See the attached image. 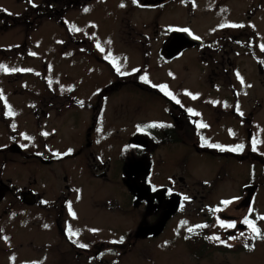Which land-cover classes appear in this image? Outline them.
Returning <instances> with one entry per match:
<instances>
[{
  "label": "rangeland",
  "instance_id": "374dc122",
  "mask_svg": "<svg viewBox=\"0 0 264 264\" xmlns=\"http://www.w3.org/2000/svg\"><path fill=\"white\" fill-rule=\"evenodd\" d=\"M128 2L92 0L58 17L37 16L28 29L21 26L24 7L15 0H0V9L16 16L22 14L16 27L0 31V50L6 49L0 51V66L7 69L0 67V264H90L97 240L123 233L126 222L120 215L139 214V206L128 208L123 181L141 163L134 159V152L124 156L122 147L128 141L139 142L140 137L133 136L140 126L159 128L161 123H172L167 113L169 105L142 90L148 88L146 84L158 88L166 85L175 104L198 120L197 133L206 143L224 149L258 138L260 155H264V87L254 74L255 66L247 55L250 50L229 47L227 42L231 34L238 32L230 29L233 25L244 27L248 23L245 10L259 6V37L254 54H264V0H203L209 12H205L200 0L191 6L188 0H171L162 11L153 9L144 16L134 7L126 8ZM5 18L0 22L2 27L9 25ZM59 20L65 24L62 26ZM173 26L184 27L203 44L223 47H218L217 52L203 47L190 49L181 58L167 60L162 28ZM242 40L245 47L247 39ZM223 48L231 57L230 68L235 70L232 68L230 74L227 69L225 76L217 77L208 73L207 55L200 54H211L218 67ZM230 49L244 54L235 57ZM131 78L135 84L128 82ZM113 86H118L120 93L109 98L92 135L93 155L100 159L93 156L91 172L90 161L83 165L84 160L75 157L43 165L52 157L75 154L83 145L89 110L81 106L90 102L94 94ZM233 90L238 91V98ZM43 99L63 110L55 114L56 110L50 109L49 117L41 115L38 124L31 110ZM257 103L263 110L252 118L250 113ZM191 124L194 123L182 126L185 134L194 131ZM187 141L188 136H184L181 144L157 150L149 178L165 186L172 179H183L184 183H177L175 189L187 196L186 201L195 198L183 214L192 213L190 217L195 220L200 212H232L236 197L248 192L249 187L242 189L248 180L254 184L260 180L254 194L257 202L264 198V176L258 169L254 175L248 172V162L202 156L185 145ZM14 146L20 148L19 153L11 151ZM124 162H129V168H122ZM99 163L104 165L107 180L96 169ZM93 173L99 176L95 178ZM137 179L142 180V176ZM21 190L35 194L34 205L23 204ZM146 191L139 188V197ZM65 198L69 215L62 227L67 239L56 225ZM223 201L232 204L224 206ZM168 228L166 235L175 229L174 225ZM139 241L142 240L138 238L131 250L141 244ZM79 246L84 250L76 248ZM143 253L122 256L120 260L124 261L119 264H176L194 259L189 252L176 254L172 248H149ZM243 256L230 258L213 253L217 261L243 260Z\"/></svg>",
  "mask_w": 264,
  "mask_h": 264
},
{
  "label": "flooded vegetation",
  "instance_id": "af4514ba",
  "mask_svg": "<svg viewBox=\"0 0 264 264\" xmlns=\"http://www.w3.org/2000/svg\"><path fill=\"white\" fill-rule=\"evenodd\" d=\"M15 1L20 6H23L24 11L26 12V14H24L25 17L22 20L21 26L31 29L35 21V17L37 16H42L44 18L48 17L49 19L53 18L54 16L58 17L65 11L85 7L92 0H43V3L41 5L37 0ZM195 1L196 0H188V4H190L191 6V4L195 3ZM200 1L201 3H203V0ZM170 2L171 0H135V2L134 0H130V2L125 3V5L126 8H136V10H139V12H141L144 16L146 15V13L152 12L153 9H155L156 11H162L166 6L171 4ZM203 8L205 12H209V7L207 5L204 4ZM1 10L4 12H8L4 9ZM48 11H54L55 13L48 14L46 13ZM126 11L127 10H125V13ZM245 11V17L248 23H245L244 27L241 28H230L238 30V32L236 35L231 34L227 38V42L229 47H231V45H234L239 46L241 49L245 48L250 50V53H248L247 55L251 56L252 62L255 66L254 74L256 73L255 76L257 80L264 87V54H261L260 57L254 54V49L257 45V40L259 37L258 26L260 23V7L252 5ZM12 22H14V20ZM59 23L62 26L65 24L62 20H59ZM0 26L2 25L0 24ZM187 27L188 26H186V28ZM167 29L169 28H162V39H164V42L162 43L163 51L167 60L172 59V61H174L178 58H181L186 50L190 49L203 47L211 51L215 50L214 52H217L218 47H223L215 46L214 44L210 43L203 44L199 39L198 40L200 41V43L198 44L182 45L185 41H182L183 38L177 36L181 34L176 35L177 32L194 38L193 35L189 33V31H183V29H185L184 27L173 26L171 27V29ZM242 38L247 39V41H245V47ZM230 53L235 57L244 54L238 52L237 50L234 51L233 49H230ZM223 54L224 55L221 56L218 62V67H220L221 69H217L218 67L215 64L216 58H213L211 54H207L205 52H202L200 54V57H202V55H207L208 73L212 75L215 74V76L217 77H222L225 76L228 70H230V74H232L231 70L233 67H230L233 63H231V57L227 55L225 48H223ZM161 57H163L162 54ZM210 61L215 64L214 67L211 66ZM222 86L223 83L221 82L219 87L221 88ZM256 86L258 87L257 84ZM117 87L118 86H113L110 87V89L105 90L104 92H100V94H94L90 102L81 106L82 108H86L89 110V123L85 130L83 145L81 147H78L75 151V154H72L71 157L84 160L83 165H85L86 162L88 163V161H90L91 163L89 164L88 168L89 171L90 169L94 168L93 162L95 161L93 158L94 152L91 140L92 135L96 126L99 124L98 122L100 115L105 111V108L109 104V98L112 95L115 96L120 93ZM141 89L146 93L149 92L151 93V95H154L156 97L158 96L159 99H162V102L169 105L167 113L168 115H170L172 124L174 125L173 127L177 130H182V126L184 125V123H186V120L194 121L193 117H191L185 110L181 109L177 104H175V100L172 97L173 93L167 91L168 89L166 91L171 94L170 97H168L164 90L157 92V88ZM233 93L236 96L235 98H238V91L233 90ZM50 102L51 101L43 99L37 108L31 110L38 124L41 120V115H44L45 118L49 117L50 114L48 113V111L50 109H55V114H61L63 108H56L55 106L51 105ZM239 108H241V106H239ZM169 109L171 110L169 111ZM262 110L263 107L259 103H257V106H255L251 110L250 116L253 118L257 116V114H259ZM233 112H235V110H233ZM243 116L245 115H242V117ZM196 121L198 120H195V122ZM164 123L159 124V128ZM154 128L156 127L147 125L143 127L140 126V128L136 130L133 136L135 139L136 136H139V142L128 141V144L125 143L126 145L122 147L121 151L124 156H131L134 149L140 147L141 154L139 156L140 163L142 165L140 176H142V180L137 179L140 182L132 181V177H126V181H123L125 184V189L127 191L128 206H130L128 208H135L132 206L133 204H135L136 206L140 207V212L135 216L131 215L130 213L120 215L122 216L121 219L126 222L123 233L118 237L107 236L105 239L97 240L96 243H94L93 249L91 251L90 258L92 259V262L90 264H119V262L124 261L120 260L122 256H127L130 254L141 255L144 250H147L149 248H160L161 250L165 249L166 251H169L172 248V251H175L176 254H178L180 251L189 252L194 258L191 261H178L176 264H264V238L257 237L255 233H253L252 228L248 224L244 223L245 218H247L255 225L256 228L260 230L261 236H264V219H260V217H264V198H262L260 202H257L258 198H256L254 194V189L257 185H260V180L257 184L251 183L249 180L246 182L247 184L244 185L242 189L249 187V190L245 194L246 196L242 193L241 197H236L235 203L232 207L234 208L232 212L212 213V210L211 213L200 212L198 213L199 216L195 217L194 220L190 217L192 213L186 214L185 212V214H183L182 211L187 210L188 206L195 202V198L186 201L187 199H185V197L187 196L175 189L176 187H178L177 183H184L182 178L177 179V182L175 181V179H172L168 184H166V186L164 184H158L149 179L151 177L153 169L152 158L156 151L164 148L165 146L178 145L182 143L178 142L167 145L155 143L152 138H150V135L153 136V130H155ZM161 134L160 135L162 137L163 133ZM184 136H188V141L184 142V144L193 149L197 154H200L202 156L206 155L210 158L218 157L239 162L245 161L249 163V166L247 168L250 174L255 175V171L258 169L261 172L260 176H264V155H260V151L258 149V138L253 140H250L248 138L247 141H244L241 144L243 146L242 149H240L239 151H229L227 149L231 148H224L225 150H222L223 148L220 147H211L210 145L214 144L206 143V140L201 139L199 134L194 135L191 131L186 134L185 132H183L181 137ZM254 144L255 150H253ZM121 153L119 157H121ZM96 156H94L96 160H99L100 158ZM60 160V158L57 159L52 157L51 159L44 161L43 165L50 166L51 164L57 163ZM41 162H43V160ZM128 165L129 162H124L122 168L127 169L125 168V166L129 167L130 165ZM261 167L263 168L262 170ZM102 168H104L103 164L99 163L96 166L97 170H101L100 177L104 180H107V174L105 173V171H103ZM95 171L96 170H93V172ZM97 176H99V174L95 173L94 177L97 178ZM65 187L67 188L66 185ZM139 188L147 189L146 192L141 193L142 197H139ZM2 196L0 198H2ZM66 202L67 199L65 198L61 204L63 213L61 210V214L56 220V225L62 237L67 239V235L62 227V225L65 224L67 220V217L65 218V216L69 215L68 211L66 210ZM223 205L225 206V204ZM216 208H218V205L216 206ZM126 209L127 208L122 210L125 211ZM201 209L202 207H200L199 210ZM61 215L64 216L63 220L61 219ZM176 216L178 217L174 219V217ZM172 219L174 220L171 221ZM233 223L235 224V227L224 226ZM172 225H174L175 229L173 228V231L170 235H166L167 230L169 229L168 227ZM189 229H192V231H189ZM138 238L142 240L139 241L141 244H136V246L131 250V246L136 242ZM76 248H80V251L84 250L83 247L80 246ZM213 253L228 255L230 256V258L233 256H244L243 260L234 261L228 259V261H217L213 259ZM145 255L146 254L143 253V256ZM196 257L198 259H195ZM246 257H248L249 259L244 260Z\"/></svg>",
  "mask_w": 264,
  "mask_h": 264
},
{
  "label": "trees",
  "instance_id": "16d2710c",
  "mask_svg": "<svg viewBox=\"0 0 264 264\" xmlns=\"http://www.w3.org/2000/svg\"><path fill=\"white\" fill-rule=\"evenodd\" d=\"M130 83H134V80L131 79L129 80ZM193 122L194 124H191L190 126L194 129V131H191L194 135L198 134L197 131L199 130V125L197 121H188L186 120L185 126L188 127V124ZM174 125L172 123H164L161 125L159 129L154 128L153 130V136L150 135V138L157 143V144H174L181 142L182 140V133L184 131L182 130H177L176 128L173 127ZM161 133H163V136L161 137ZM161 134V135H160ZM135 153V158L138 159L140 157L139 155L141 154L140 147L134 149L133 151Z\"/></svg>",
  "mask_w": 264,
  "mask_h": 264
},
{
  "label": "snow or ice",
  "instance_id": "6c2138e0",
  "mask_svg": "<svg viewBox=\"0 0 264 264\" xmlns=\"http://www.w3.org/2000/svg\"><path fill=\"white\" fill-rule=\"evenodd\" d=\"M134 2H135V0H134ZM121 6H123V5H121ZM233 27H242V25H233ZM183 31H188L187 29H183ZM196 39H199V37H196ZM262 50H264V46H262ZM0 67H4V70H7L6 69V67L5 66H0ZM13 71H17L16 69H13ZM20 71H25V70H20ZM142 79H144L145 81L147 80V78L146 77H142ZM243 82V81H242ZM166 89H167V86L165 85V86H162V90H164L165 92H166V94L167 95H171L170 93H168L167 91H166ZM174 98V97H173ZM193 98H195V97H193ZM178 102V101H177ZM152 127H155L156 125H151ZM206 125H201V127H205ZM46 135V134H45ZM211 147H221V146H219V145H210ZM242 145L241 146H237L236 148H231V149H227V150H229V151H239L240 149H242ZM222 150H225V149H222ZM253 150H255V144H254V146H253ZM155 190V189H154ZM185 199H188L187 197H185ZM223 204H225V205H228V204H230L231 203V201H223L222 202ZM217 210H219V209H217ZM250 212H251V209H250ZM260 219H264V217H260ZM244 223L245 224H248L251 228H252V231H253V233H255V235L257 236V237H260V238H264V236H261V234H260V230L258 229V228H256L255 227V225L251 222V221H249L247 218H245V220H244ZM224 226H226V227H235V224L233 223V224H228V225H224ZM189 231H192V229H189ZM218 239V238H217Z\"/></svg>",
  "mask_w": 264,
  "mask_h": 264
},
{
  "label": "water",
  "instance_id": "95a60500",
  "mask_svg": "<svg viewBox=\"0 0 264 264\" xmlns=\"http://www.w3.org/2000/svg\"><path fill=\"white\" fill-rule=\"evenodd\" d=\"M177 36H180L181 38H183V40L182 41H185L182 45H195V44H197L198 43V41L197 40H195V39H191V38H189V37H187V36H185V35H177ZM14 151L15 152H17L18 150H17V148L16 149H14ZM23 202L25 203V204H27V205H33L34 203H35V200H34V198H33V196L32 195H27V196H25L24 198H23Z\"/></svg>",
  "mask_w": 264,
  "mask_h": 264
}]
</instances>
